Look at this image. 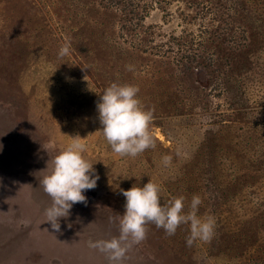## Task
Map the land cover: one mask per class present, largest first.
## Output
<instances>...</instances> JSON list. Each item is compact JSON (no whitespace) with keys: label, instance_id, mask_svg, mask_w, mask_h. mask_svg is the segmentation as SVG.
Listing matches in <instances>:
<instances>
[{"label":"rangeland","instance_id":"rangeland-1","mask_svg":"<svg viewBox=\"0 0 264 264\" xmlns=\"http://www.w3.org/2000/svg\"><path fill=\"white\" fill-rule=\"evenodd\" d=\"M129 5L126 0H0V264H109L107 254L89 242L119 235L115 218L124 214L126 203L121 190L150 179L160 186L161 206L184 197V214L198 195L202 202L197 216L214 219V235L189 246L188 224L169 236L149 223L146 238L130 244L120 264H264V0L195 3L199 14L210 7L219 11L213 16L219 22L196 17L203 28L210 24L219 28V34L232 31L235 42L245 35L235 55L239 67L232 68L224 85L211 84L196 95L186 94L191 82L180 78L178 67L143 53L153 42L133 48L121 38V31L125 36L129 31L124 14ZM185 9L193 11L189 4ZM166 19L164 14L151 17L143 29L154 31V25ZM239 25L244 28L238 29ZM197 33L202 35L201 28ZM225 37L217 34L215 44L224 43ZM64 44L69 53L61 57ZM199 45L203 49V43ZM224 45L225 50H234ZM225 63H221L224 69ZM112 83L139 89L142 108L153 113L149 127L154 151L164 154L148 148L133 158L112 151L99 132L96 108L99 96ZM198 113L202 115L188 120ZM221 114V120L230 121L224 129L229 145L242 142L234 151L240 171L203 178L199 184L201 179L193 174L199 160L193 159L189 129H206V135L218 137L223 125L206 124L221 123L214 120ZM77 135L86 145L84 157L100 179L94 190L84 192L87 205L74 204L55 232L45 215L51 198L40 180L49 158L58 154L56 145L60 152ZM115 156L121 157L119 164L112 160ZM164 156L171 162L160 167ZM150 163L151 174L145 169ZM228 166L234 169L231 160ZM156 170L163 178L155 179ZM207 183L221 188L211 191Z\"/></svg>","mask_w":264,"mask_h":264},{"label":"clouds","instance_id":"clouds-1","mask_svg":"<svg viewBox=\"0 0 264 264\" xmlns=\"http://www.w3.org/2000/svg\"><path fill=\"white\" fill-rule=\"evenodd\" d=\"M69 53V46H61V57ZM139 89L130 84L112 83L99 96L96 108L102 126L101 132L112 151L121 156L136 157L150 147L154 140L150 132L152 111L142 108L137 94ZM78 135L54 157L49 158L46 174L40 180L43 191L51 198L45 209L47 223L53 231L61 229L60 219L70 215L74 204L87 205L84 192L94 190L100 179L93 164L84 157L86 145ZM2 147V146H0ZM171 162L170 156L162 157L164 166ZM50 166V167H49ZM160 186L151 179L143 187L132 186L121 190L125 197V211L115 219L119 221V235L108 240L90 241L89 246L107 254L109 264H120L130 244L142 242L147 235V224L163 228L167 235H174L181 224H188L190 236L186 243L191 246L199 239L210 241L214 235L215 221L212 217L197 216L201 198L194 195L190 211L184 214V197L174 198L161 206Z\"/></svg>","mask_w":264,"mask_h":264},{"label":"trees","instance_id":"trees-1","mask_svg":"<svg viewBox=\"0 0 264 264\" xmlns=\"http://www.w3.org/2000/svg\"><path fill=\"white\" fill-rule=\"evenodd\" d=\"M121 1L122 0H117L119 3ZM126 1L130 2L129 8L124 11V14L127 18L129 31L126 36L124 31H121V38L124 39L125 43L129 44L133 48L142 46L149 41L153 42V46L142 49L143 53H150L155 56H160L169 65L178 67L180 71V78L182 80L191 82V86L185 91L186 94L196 95L200 90L208 89L209 86L214 83H220V85H224L226 78H228L229 74L233 71L232 68L234 66L239 67V63L236 61L237 59L235 55L236 51L241 46V42L245 40V35L241 41L238 40V42H235V35H233L232 31H224V33L219 34L218 27L215 25L206 24L205 28H203L198 22V18H196L199 17L201 21V18H205L204 20H207V18L210 17L212 21L219 22L221 19H216L218 17H213L217 16L219 11L213 10L210 7L208 8L210 11L199 14L194 8V5L198 0ZM186 4H189L193 11L186 10ZM160 14H164V17L168 18L166 19V22H158L156 25H154V31L143 29L151 17H158ZM225 20H227V17ZM200 28L202 30V35H197V32ZM223 28L226 27L223 25ZM241 28L243 29L244 27L239 25L238 29ZM206 29L208 31H206ZM166 31H169V33ZM188 31L194 34L192 35L193 37L186 34ZM217 34L219 38L227 36L225 37L224 43L222 44H225L226 42L231 47H233L234 50H225L224 48L226 45L221 46L222 44H215L217 43V40L214 38L217 36ZM197 36H200L198 42L200 40V42L203 43V49L200 48V42H196ZM223 49L226 52H224ZM224 60L227 61V63H225V69L221 65ZM163 77L164 75L158 76V78ZM199 115L202 114L198 113L188 120L199 117ZM222 117H224L223 114L215 117L214 119L216 122L222 121L221 123L213 125L211 123L206 124L208 128L223 125L222 134H220L218 137H209L205 134L206 129L203 131L202 129L196 127L189 129V131L193 134V141L191 143L193 146V159H196V161L199 160V162L195 164V172H193L197 179H201H199V184H201L203 178H223L227 177L230 172L240 171V158L235 155L234 151L240 149L242 142L238 143L235 141L233 142V145H229L225 138V134L227 132H225L224 129L227 127L225 125L229 124L230 121H225L224 119L221 120ZM149 149L154 151V147H150ZM157 152L158 150L155 153ZM160 152L163 154L165 153L164 150L160 149L158 152L159 155ZM170 153L174 152L170 151ZM142 154H144V152ZM229 156H231V159ZM112 160H116L114 163L119 164L121 157L117 158L115 156ZM207 160L210 161L208 162ZM230 160L231 166L234 169H231L228 166V161ZM131 162L134 163L135 160L131 159L130 163ZM115 164L111 167L112 170H115L117 166H115ZM154 167L155 163H153V168ZM151 168L152 163L145 165V169H147L149 174L152 173V171H150ZM154 173L155 179H161V176L163 178L161 171L156 170ZM145 183L148 182L145 181L139 183V186H143ZM207 186H211V191H213L215 188H221L213 187L212 183H207ZM199 188L202 189L204 187Z\"/></svg>","mask_w":264,"mask_h":264},{"label":"bare ground","instance_id":"bare-ground-1","mask_svg":"<svg viewBox=\"0 0 264 264\" xmlns=\"http://www.w3.org/2000/svg\"><path fill=\"white\" fill-rule=\"evenodd\" d=\"M49 32H50V31H49ZM87 34H88V32H87ZM90 34H91V33H90ZM90 34H89V35H90ZM90 37H91V36H90ZM92 37H93V36H92ZM77 42H78V41H77ZM77 42H76V43H77ZM69 44H70V43H69ZM72 52H73V51H72ZM13 56H14V55H13ZM107 65H108V64H107ZM105 66H106V65H105ZM72 68H73V67H72ZM103 68H104V67H103ZM106 68H107V67H106ZM100 70H101V69H100ZM100 70H99V71H100ZM105 72H106V70H105ZM106 73H107V72H106ZM99 74H100V73H99ZM9 77H10V76H9ZM98 77H101V76H98ZM107 77H108V76H107ZM87 78H88V77H87ZM102 79H103V78H102ZM108 79H109V78H108ZM75 80H76V79H75ZM100 80H101V79H100ZM92 82H93V81H92ZM103 83H104V81H103ZM59 85H60V84H59ZM59 85H58V87H59ZM71 85H72V84H71ZM86 85H87V84H86ZM105 85H106V84H105ZM43 86H45V85L43 84ZM63 86H64V85H63ZM68 86H69V85H68ZM72 86H73V85H72ZM75 86H76V85H75ZM80 86H81V85H80ZM88 86H89V85H88ZM94 86H95V85H94ZM77 87H78V86H77ZM81 87H83V86H81ZM84 87H85V86H84ZM89 87H90V86H89ZM91 87H92V86H91ZM103 87H104V86H103ZM63 88H64V87H63ZM79 88H80V87H79ZM66 89H67V88H66ZM66 89H65V91H66ZM71 89H72V88H71ZM81 89H82V88H81ZM86 89H87V88H86ZM94 89H95V87H94ZM59 90H60V89H59ZM59 90H58V91H59ZM61 90H62V89H61ZM82 90H83V89H82ZM89 90H90V89H89ZM68 91H69V90H67V92H68ZM56 92H57V91H56ZM67 92H66V93H67ZM71 92H72V91H71ZM57 93H58V92H57ZM61 93H62V92H61ZM69 93H70V92H69ZM64 94H65V93H64ZM99 94H100V93H99ZM78 95H79V94H78ZM14 96H15V95H14ZM24 96H25V95H24ZM55 96H56V95H55ZM59 96H60V95H59ZM67 96H68V95H67ZM79 96H80V95H79ZM81 96H82V95H81ZM40 97H41V96H40ZM53 97H54V96H53ZM68 97H70V96H68ZM0 98H1V97H0ZM9 98H10V97H9ZM12 98H13V97H12ZM54 98H55V97H54ZM58 98H59V97H58ZM2 99H3V98H2ZM17 99H18V98H17ZM74 99H75V98H74ZM79 99H80V98H79ZM20 100H21V99H20ZM54 100H55V99H54ZM4 101H5V100H4ZM6 101H7V99H6ZM9 101H10V99H9ZM47 101H48V100H47ZM63 101H64V100H63ZM79 101H80V100H79ZM20 102H21V101H20ZM55 102H56V101H55ZM4 103H5V102H4ZM10 103H11V102H10ZM21 103H22V102H21ZM23 104H24V103H23ZM46 104H47V103H46ZM63 104H64V103H63ZM14 105H15V104H14ZM24 105H25V104H24ZM48 105H50V104H47V106H48ZM53 105H54V104H53ZM55 105H56V104H55ZM70 105H71V104H70ZM14 107H15V106H14ZM16 107H17V106H16ZM16 107H15V108H16ZM25 107H27V106H25ZM38 107H39V106H38ZM41 107H43V106H41ZM44 107H46V105H45ZM59 107H60V106H59ZM64 107H65V106H64ZM29 108H30V107H29ZM29 108H28V109H29ZM31 108L33 109V107H31ZM60 108H62V110H63V106L60 107ZM65 108H66V107H65ZM21 109H22V108H21ZM50 109H51V108H50ZM58 109H59V108H58ZM48 110H49V109H48ZM56 110H57V109H56ZM65 110H66V109H65ZM16 111H17V110H16ZM20 111H21V110H20ZM26 111H27V110H26ZM39 111H40V110H39ZM43 111H45V110H43ZM43 111H41V112H43ZM18 112H19V111H18ZM33 112H34V111H33ZM64 112H65V111H64ZM55 113H56V112H55ZM18 114H19V113H18ZM29 114H30V112H29ZM33 114H34V113H33ZM41 114H42V113H41ZM62 114H63V113H62ZM15 115H16V114H15ZM31 115H32V114H30V116H31ZM48 115H49V114H48ZM27 116H28V112H27ZM40 116H41V115H40ZM14 118H15V117H14ZM16 118H17V115H16ZM16 118H15V119H16ZM38 118H39V117H38ZM27 119H28V118H27ZM33 119H34V118H33ZM45 119H46V118H45ZM30 120H32V117H31ZM35 120H36V119H35ZM35 120L33 121L34 123H35L38 119H37L36 121H35ZM35 124H36V123H35ZM48 124H49V123H48ZM43 125H44V124H43ZM37 126H38V125H37ZM56 146H57V148H58V153H59V150H60L59 147H60V145H56ZM49 152L55 153V151L52 150V149H49ZM112 183H113V182H112ZM107 188H108V186H107ZM108 189H109V188H108ZM108 189H107V190H108ZM110 192H111V191H110Z\"/></svg>","mask_w":264,"mask_h":264}]
</instances>
